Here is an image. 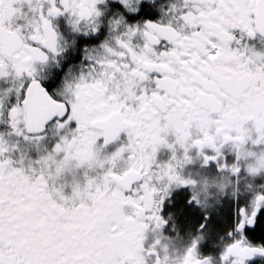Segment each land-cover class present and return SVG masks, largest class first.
I'll list each match as a JSON object with an SVG mask.
<instances>
[{
    "label": "snow or ice",
    "instance_id": "snow-or-ice-1",
    "mask_svg": "<svg viewBox=\"0 0 264 264\" xmlns=\"http://www.w3.org/2000/svg\"><path fill=\"white\" fill-rule=\"evenodd\" d=\"M249 149L264 0H0V264H264Z\"/></svg>",
    "mask_w": 264,
    "mask_h": 264
},
{
    "label": "flooded vegetation",
    "instance_id": "flooded-vegetation-1",
    "mask_svg": "<svg viewBox=\"0 0 264 264\" xmlns=\"http://www.w3.org/2000/svg\"><path fill=\"white\" fill-rule=\"evenodd\" d=\"M263 154L264 151H254L251 149H249L246 153H242V155L254 159L258 158L260 155ZM208 184L209 186H212V179L208 181ZM220 194L222 193H220L219 191L215 193V195L217 196ZM259 194L260 193L258 191L254 193V195ZM226 210L227 209L225 208V211ZM192 231L193 227L191 225H181L179 228V235L170 230H165L163 232L159 230H153L148 233L145 241V246L150 250L158 248L162 256L166 255L169 258V264H183L187 249L192 242V236L189 234ZM213 243L215 242L210 241L209 245L201 244V247L198 249V254L202 256L207 255L208 248Z\"/></svg>",
    "mask_w": 264,
    "mask_h": 264
},
{
    "label": "rangeland",
    "instance_id": "rangeland-1",
    "mask_svg": "<svg viewBox=\"0 0 264 264\" xmlns=\"http://www.w3.org/2000/svg\"><path fill=\"white\" fill-rule=\"evenodd\" d=\"M262 167H264V154L260 155L256 159H249L246 164V170L249 173V176L245 177V180L249 184H252L253 194L261 187L259 184L253 183V179L257 173L261 172ZM221 183H227V177H224L223 179H212V186H214L216 189L220 188Z\"/></svg>",
    "mask_w": 264,
    "mask_h": 264
}]
</instances>
